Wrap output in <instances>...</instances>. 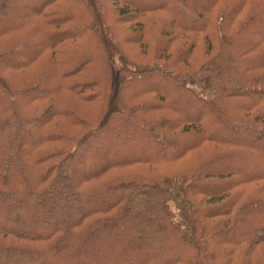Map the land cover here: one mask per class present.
I'll return each mask as SVG.
<instances>
[{
	"label": "trees",
	"instance_id": "1",
	"mask_svg": "<svg viewBox=\"0 0 264 264\" xmlns=\"http://www.w3.org/2000/svg\"><path fill=\"white\" fill-rule=\"evenodd\" d=\"M0 264H264V0H0Z\"/></svg>",
	"mask_w": 264,
	"mask_h": 264
},
{
	"label": "rangeland",
	"instance_id": "2",
	"mask_svg": "<svg viewBox=\"0 0 264 264\" xmlns=\"http://www.w3.org/2000/svg\"><path fill=\"white\" fill-rule=\"evenodd\" d=\"M32 4H33V2H32ZM29 9H30L29 6L24 5V6H21V7L17 10L16 13H18L19 16L21 17V16L25 15V14L29 11Z\"/></svg>",
	"mask_w": 264,
	"mask_h": 264
}]
</instances>
